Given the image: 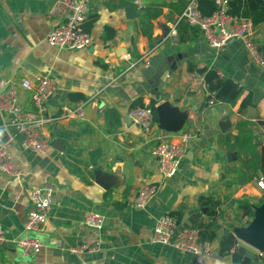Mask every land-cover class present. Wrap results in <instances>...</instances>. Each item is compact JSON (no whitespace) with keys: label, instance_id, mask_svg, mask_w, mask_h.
I'll use <instances>...</instances> for the list:
<instances>
[{"label":"crops","instance_id":"1","mask_svg":"<svg viewBox=\"0 0 264 264\" xmlns=\"http://www.w3.org/2000/svg\"><path fill=\"white\" fill-rule=\"evenodd\" d=\"M53 1L0 0V71L16 87L22 108L34 110L29 91L19 86L21 80L34 87L37 78L47 74L56 84L48 103L52 120L41 128L47 142L44 152L24 148L10 116L0 113V147L6 145L7 154L27 174L16 179L0 172V227L5 235L0 264H233L236 249L219 256L213 245L212 258L204 259L148 238L162 215L178 216L180 223L192 218L191 213L204 207L198 201L202 195L219 201L218 236L229 228L235 236L236 228L251 221L253 216H242L237 200H246L253 214L264 202L254 177L237 183L238 154L226 147L227 135H235L236 123L244 120L252 122L255 140L264 145L258 123L264 120V66L251 60L239 38L211 47L196 29L191 40L179 42L176 25L187 0H138L161 10L151 20L150 38L140 31V8L134 0H89L86 20L95 16L88 31L90 44L77 50L49 46L46 36L56 21L49 12ZM126 7L135 8V14L128 16ZM105 28L114 31L109 40L103 39ZM252 37L257 47L264 46V22L253 27ZM203 68L242 87L234 105L209 103L212 98L206 99L209 94L198 72ZM153 92H158V102ZM70 94L87 101L84 120L58 117L61 105L77 102ZM247 94L252 102L240 111ZM134 100L153 102L155 108L168 102L181 124L167 131L157 114L151 134H143L128 117ZM224 119L229 126L221 129ZM184 130L196 131L197 137L177 172L163 179L151 154L154 138L178 142ZM144 183L157 184L158 189L137 208L133 199ZM40 186L52 192V204L39 229L26 231L30 195ZM89 212L103 217L100 245L77 255L70 249L84 242L83 220ZM199 220H208L206 211ZM24 237L41 242L38 254L27 256L17 248L16 241Z\"/></svg>","mask_w":264,"mask_h":264},{"label":"built area","instance_id":"2","mask_svg":"<svg viewBox=\"0 0 264 264\" xmlns=\"http://www.w3.org/2000/svg\"><path fill=\"white\" fill-rule=\"evenodd\" d=\"M215 4V10L208 15L203 14L199 8V0H187L180 15L179 21L195 27L207 44L211 47H219L230 38L242 40L245 49L253 62L264 66L261 54L253 41V24L250 20L233 16L227 13L228 0H211ZM89 0H54L50 7V14L56 19L46 36L49 46L69 50L86 48L91 37L83 27L86 20ZM139 8L143 5L134 0ZM171 33H174L171 30ZM19 86L30 93V101L33 111L22 108L18 98L16 87L5 78L0 71V113L10 116V124L20 135L24 148L34 152H44L47 142L41 133L42 126L52 120L48 112V103L56 92L54 79L47 74L37 78L33 87L29 81L21 80ZM213 99L209 100L212 103ZM86 100H79L72 105L60 106V118L73 117L79 120L85 119ZM128 117L136 124L143 134L152 132L154 118L152 108L144 106L131 107ZM178 142H172L168 137L156 136L151 149V154L157 160V169L163 179L172 177L184 158L186 149L196 139V131H182ZM0 172L10 178L23 179L27 174L20 171L16 163L6 152V145L0 147ZM256 185L264 188L263 178H254ZM157 184L144 183L133 199V205L137 208L144 207L155 195ZM31 207L24 223L26 231H37L46 220L52 204V192L43 187H36L30 195ZM84 225L87 234L84 242L71 248V252L80 255L86 251L98 249L101 241V229L103 217L97 212H89L84 217ZM150 243H159L180 251L190 252L194 255L211 259L214 251L213 244L199 239V229L183 226L175 217L165 214L157 218L153 231L148 238ZM5 241L4 231L0 227V243ZM17 248L27 256H34L41 250V242L32 237L20 238L16 241ZM255 255L261 256L262 251H256ZM251 264H253L251 262ZM261 264H264L261 263Z\"/></svg>","mask_w":264,"mask_h":264},{"label":"trees","instance_id":"3","mask_svg":"<svg viewBox=\"0 0 264 264\" xmlns=\"http://www.w3.org/2000/svg\"><path fill=\"white\" fill-rule=\"evenodd\" d=\"M200 11L205 14H211L215 10V4L211 0H199ZM140 12V31L148 38L152 33L151 20L157 17L161 10L155 4H149L139 9ZM227 13L240 18L248 19L253 26L264 22V0H228ZM95 16L90 20H85L84 29L89 31L91 23ZM196 28L188 25L184 21H179L176 25V34L179 42L191 40L196 33ZM114 36V31L110 28L104 29V40H109ZM258 50L261 54L264 63V46H259ZM198 72L203 75V80L206 85L209 96L206 99L212 98L214 101L226 105H234L242 94V87L228 78H221L214 70L199 69ZM70 100L79 101L85 100L83 96L70 94ZM251 94H247L240 103L239 110L246 108L251 104ZM152 108L154 121L157 120L156 108L153 102L147 104ZM144 106L141 100H134L131 107ZM258 123L263 126L264 120H258ZM252 124L249 120H244L236 123L237 133L227 135L226 147L231 151H237L240 168L238 170L237 183H245L254 178L264 179V145H260V141L255 140V136L249 126ZM264 140V136H263ZM264 192V188L262 189ZM199 204L206 208L207 221L199 220L194 224V227L199 229V239L210 243H216V253L219 256L228 255L238 246L236 237L231 232L230 228L225 229L218 236L219 225L215 221L216 209L219 206V201L213 199L209 195H202L198 199ZM238 208L242 212V216L247 219L253 216V210L246 200L236 201ZM179 221V217L176 218ZM249 222H246V225ZM264 262V251L262 255H254L252 258L253 264H261Z\"/></svg>","mask_w":264,"mask_h":264},{"label":"water","instance_id":"4","mask_svg":"<svg viewBox=\"0 0 264 264\" xmlns=\"http://www.w3.org/2000/svg\"><path fill=\"white\" fill-rule=\"evenodd\" d=\"M136 10L133 7H126L125 13L128 16H133ZM155 101H159L158 92L152 93ZM252 109V107H249ZM158 116L162 121V128L169 131L181 124V116L174 111L169 110L168 102H162L156 106ZM227 119L220 123V128L228 127ZM59 143L58 140H56ZM206 211L205 207L200 208L197 212L191 213L192 218L183 219L181 224L186 227L193 226L201 214ZM236 238L245 246H237L234 253L231 254L233 264H250L254 256L253 251H264V202L255 208L251 221L243 227L234 230ZM217 246L216 243L213 244ZM247 247V248H246Z\"/></svg>","mask_w":264,"mask_h":264},{"label":"rangeland","instance_id":"5","mask_svg":"<svg viewBox=\"0 0 264 264\" xmlns=\"http://www.w3.org/2000/svg\"><path fill=\"white\" fill-rule=\"evenodd\" d=\"M264 197H261V199H263Z\"/></svg>","mask_w":264,"mask_h":264}]
</instances>
